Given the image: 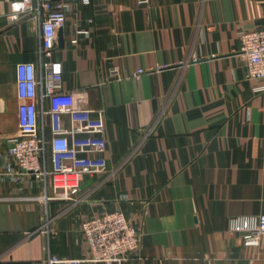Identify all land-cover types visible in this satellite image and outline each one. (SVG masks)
Wrapping results in <instances>:
<instances>
[{
    "label": "crops",
    "instance_id": "obj_1",
    "mask_svg": "<svg viewBox=\"0 0 264 264\" xmlns=\"http://www.w3.org/2000/svg\"><path fill=\"white\" fill-rule=\"evenodd\" d=\"M14 1L0 0V153L19 134L16 65L40 73L38 20L11 22ZM69 9L52 60L75 105L103 114L106 171L67 200L31 178L0 181V264L84 258L83 218L117 209L141 235L123 264H264V234L246 245L229 229L264 214V79L246 77L238 37L264 28V0Z\"/></svg>",
    "mask_w": 264,
    "mask_h": 264
},
{
    "label": "built area",
    "instance_id": "obj_2",
    "mask_svg": "<svg viewBox=\"0 0 264 264\" xmlns=\"http://www.w3.org/2000/svg\"><path fill=\"white\" fill-rule=\"evenodd\" d=\"M70 1L88 0H17L8 19L18 21L33 16L39 23V63L16 65L17 120L19 134L6 140L0 153V181L24 183L27 178L50 186V198L67 200L76 195L83 175L106 171L105 121L102 112L76 106L73 93L63 87V68L52 60L57 33L69 12ZM149 0H136L144 6ZM246 77L264 79V28L242 30L238 34ZM145 71L136 69L138 77ZM65 119L68 126L64 124ZM47 201L46 193L36 197ZM229 229L242 233L243 243L257 245L264 234V214L229 219ZM80 231L86 245L84 258L61 260L51 256L48 263L123 264L135 256L141 242L136 226L117 209L83 218Z\"/></svg>",
    "mask_w": 264,
    "mask_h": 264
},
{
    "label": "water",
    "instance_id": "obj_3",
    "mask_svg": "<svg viewBox=\"0 0 264 264\" xmlns=\"http://www.w3.org/2000/svg\"><path fill=\"white\" fill-rule=\"evenodd\" d=\"M62 38H61V33L59 32V38H58V42L61 44Z\"/></svg>",
    "mask_w": 264,
    "mask_h": 264
}]
</instances>
